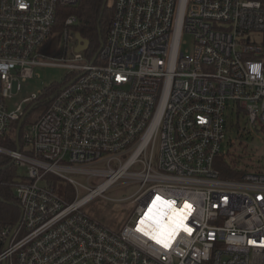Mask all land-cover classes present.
<instances>
[{"label": "built area", "instance_id": "built-area-1", "mask_svg": "<svg viewBox=\"0 0 264 264\" xmlns=\"http://www.w3.org/2000/svg\"><path fill=\"white\" fill-rule=\"evenodd\" d=\"M78 3L0 0V140L31 109L20 149L17 130L15 148L0 142L20 210L0 224V264H264V166L239 179L215 168L227 110L264 131L263 3L115 0L93 57L52 62L44 50L76 36L75 15L57 25ZM51 65L69 69L58 90L12 102ZM120 181L139 189L116 232L85 207Z\"/></svg>", "mask_w": 264, "mask_h": 264}, {"label": "rangeland", "instance_id": "rangeland-1", "mask_svg": "<svg viewBox=\"0 0 264 264\" xmlns=\"http://www.w3.org/2000/svg\"><path fill=\"white\" fill-rule=\"evenodd\" d=\"M114 1L108 0V5L112 7ZM186 40H188L189 44L185 48L191 46V37H186ZM77 45L78 41L72 32L69 34L68 39L65 38L64 33H55L44 53L52 62L62 63L64 57L68 60L75 58ZM33 72L34 76L22 84L21 91L13 98L12 102H21L34 93L62 84L66 76L70 74L68 68L55 65L36 66ZM227 115L229 116L227 122L228 132L231 133L238 143L241 142L247 146L246 156L251 155L254 161H250L247 164L264 166V131L260 127L249 126L243 118L236 121L230 115L229 110H227ZM237 131H240L242 137H236ZM225 143L226 139L223 146ZM22 173H25L24 168L18 170V174ZM138 189V184L120 181L116 186L110 188L102 196L88 204L85 207V211L94 220L113 231L120 232L129 221L130 212L127 208L131 207V205L128 206V203L133 199ZM14 194L15 191L13 190L12 195Z\"/></svg>", "mask_w": 264, "mask_h": 264}, {"label": "trees", "instance_id": "trees-1", "mask_svg": "<svg viewBox=\"0 0 264 264\" xmlns=\"http://www.w3.org/2000/svg\"><path fill=\"white\" fill-rule=\"evenodd\" d=\"M263 3L264 0H258ZM65 14L57 25V30H61L64 27V18L66 15H75L77 17V23L73 30L80 33L83 38L89 41L88 53L92 54V57L98 52L101 47V43L106 39L109 32L112 20H113V7L108 5V0H79L76 7L64 10ZM61 86L54 85L53 88L58 90ZM46 108V105H39L35 107V112L42 113ZM245 114L241 117L244 119ZM34 116H30L26 124L30 123ZM240 119V117H239ZM236 120V121H239ZM246 121V120H245ZM246 124L247 121H246ZM18 123L13 125V129L8 135L7 142L0 140L1 143L6 146L15 148V130H17ZM236 137H242L240 131H237ZM21 133V144H22ZM247 146L241 142L238 143L231 133H226V143L223 146L221 152L217 155L215 160V168L220 172L221 177L225 179H239L244 173L251 170L263 171V167L251 166L247 164L253 161L251 155L246 156ZM254 162V161H253ZM10 163V162H9ZM15 175V169L11 165L2 168L0 171V224L3 226H14L20 218V210L14 202V198L11 191V181Z\"/></svg>", "mask_w": 264, "mask_h": 264}, {"label": "water", "instance_id": "water-1", "mask_svg": "<svg viewBox=\"0 0 264 264\" xmlns=\"http://www.w3.org/2000/svg\"><path fill=\"white\" fill-rule=\"evenodd\" d=\"M76 39L78 41V45H77L76 51H85V50L88 49L89 41L87 39L83 38L80 33L76 34ZM30 112H31V109H29L24 114V116L21 118V120L19 121V124H18L17 135H16V143H17V149L18 150L20 149V134H21V130H22L23 124H24V122H25V120H26V118H27V116L29 115ZM8 243H9V241H8ZM3 264H7V263L4 262Z\"/></svg>", "mask_w": 264, "mask_h": 264}, {"label": "bare ground", "instance_id": "bare-ground-1", "mask_svg": "<svg viewBox=\"0 0 264 264\" xmlns=\"http://www.w3.org/2000/svg\"><path fill=\"white\" fill-rule=\"evenodd\" d=\"M161 217V213L157 216H152L150 215V218L153 220V223H154V227L155 228L154 230H157L158 232H162L163 231V227H162V219L160 218ZM176 219L173 218L172 216L169 218V220L167 221L168 223V227H172L173 225H176Z\"/></svg>", "mask_w": 264, "mask_h": 264}]
</instances>
